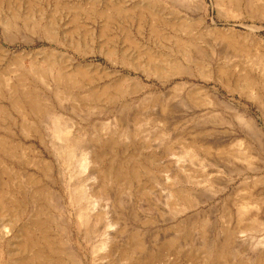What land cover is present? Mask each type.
<instances>
[{"label":"rangeland","instance_id":"obj_1","mask_svg":"<svg viewBox=\"0 0 264 264\" xmlns=\"http://www.w3.org/2000/svg\"><path fill=\"white\" fill-rule=\"evenodd\" d=\"M4 19L13 24L5 30ZM60 67L84 74L59 81ZM18 78L41 106L84 127L121 123L120 137L111 127L103 135L116 138L107 159L122 160L120 220L136 236L129 257L114 258L97 249L105 221L89 229L69 204L48 131L42 140L22 132L25 123L49 125V115L0 116V136L34 151L0 159L59 194L48 264H188L187 249L211 264L212 239L226 235L225 264L264 259V0H0V105L8 109L6 85ZM4 179L14 198L4 199L0 232L34 212L25 177ZM40 204L46 231L51 205ZM9 237L0 238V264H15Z\"/></svg>","mask_w":264,"mask_h":264},{"label":"bare ground","instance_id":"obj_2","mask_svg":"<svg viewBox=\"0 0 264 264\" xmlns=\"http://www.w3.org/2000/svg\"><path fill=\"white\" fill-rule=\"evenodd\" d=\"M3 21L4 30L6 26L13 25L10 19H4ZM47 60L49 65H53L56 62V59L53 58V56H49ZM61 69L64 70L60 67L59 75L57 77L59 81L62 79L73 81L77 79V77H82L84 74L81 70L82 68H76V70L71 74H65ZM38 75H40V73H38ZM22 78L24 79L23 75ZM22 78H18L19 82L16 85L7 83L6 90L9 95L8 97H4L5 95L3 93L1 97L8 98L10 109H8L6 105L1 104L0 116H8L11 111L17 113L23 118L29 117L32 114H37L38 116L43 112H46L49 115V125H45L41 121L25 123L22 127V132L25 134L33 132L42 140V128L48 131V136H50L52 142V154L56 156L58 161L62 160V163L64 164L60 166L59 173L62 176L61 180L64 183H67V185L65 184V187L68 193L69 204L71 206L78 207V221L89 229L99 222L105 221V229L102 233V239L98 244L97 249L99 251H109V255H113L114 258L118 257L119 254L129 257L127 252H129L128 250L132 247L131 245H134L133 240L135 239L136 234L131 231L128 233L126 222L120 220L123 219L119 210L120 207H122L121 201H123V195H121V193H117L115 189L117 182L127 181V179L123 176L122 160L118 157H114L113 155L107 159L108 152L106 151V148L114 147L116 141L115 136L112 135L106 137L103 135L105 131L109 127L112 128V126H108V123L103 125V123L100 122L99 126L96 125V123L92 126V128H87L74 120L66 119L62 113L56 112V106L50 102L45 103V106H41L38 103V100L34 97V91L25 87L24 84L20 82ZM94 93L95 94L93 96L95 97L99 95L96 91H94ZM250 122L254 125L252 121ZM114 124L112 134L119 135L120 137V134L122 135L121 123H119L116 119ZM97 131L98 133H96ZM255 131L259 137L262 136L261 131L256 129ZM95 133L96 136L94 137ZM18 151L21 153H24V151L34 153L31 146L14 143L4 136H0V153L3 156L14 158L17 153H19ZM71 162H73V167L75 168L73 170L71 169L69 174H65L63 169L69 170V163ZM43 165L45 167V174L48 176L47 178L49 181L55 183L56 179L53 176V165L50 162L44 161ZM6 167L7 164L5 161L0 159V212L2 211V208L7 206L4 203V199L14 198L12 192H8V190L5 189L7 183L4 177L6 175H15V177L19 179H22L23 175L26 183L33 187L34 192L30 194V198L34 206V212L32 215L33 218H30V223L28 224L23 223L19 227H16V225L13 224L7 228L2 227L3 229L1 228L0 238L3 239L6 236H12L11 239L9 237L8 243L10 245H18L15 246V251L18 249V254L21 258H16L17 251L15 252L13 249L10 250V254L15 253L14 256H10L12 258L11 260H13L15 264H44V261L48 264L49 255L46 251L50 254L55 253L57 247L56 240L53 235L54 225L52 224L53 218H51V212L53 206L56 207L58 203L59 194L58 192L52 190L50 186L46 188L42 186L37 175L18 172L12 166ZM115 167L116 169H114ZM133 173L136 175L137 172L133 171ZM67 175L69 178L65 181L64 177L66 178ZM19 188L23 190V184H20ZM126 193L128 194V192ZM40 197H45L51 205V210L46 222L49 223V230L46 231L43 228V222H41L42 218L40 219L42 210ZM109 212H114L115 216V218H112L111 221L108 219ZM243 229H240L239 232L244 231ZM34 234H39L35 240L33 238ZM203 235H201V237L203 240H206V237ZM13 238L18 239L16 244ZM231 239V236L228 235H226L222 240H220V238L212 239L211 247L216 249L217 252L214 251L212 253L214 254L215 259L212 260L211 264H225L224 257H226L229 253L228 247H230L229 243L232 242ZM44 249H46V251H44ZM185 256L188 259V264H206V262L209 261V258H212L210 256L197 258V256L189 249L185 252ZM263 261L264 259H257L255 264H262ZM208 264H210V261Z\"/></svg>","mask_w":264,"mask_h":264}]
</instances>
